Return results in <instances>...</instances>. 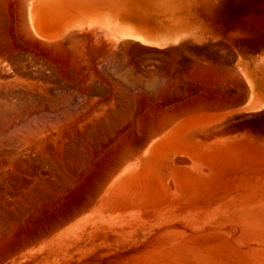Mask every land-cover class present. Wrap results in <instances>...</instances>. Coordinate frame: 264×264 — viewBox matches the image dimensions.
Returning a JSON list of instances; mask_svg holds the SVG:
<instances>
[{
  "label": "bare ground",
  "instance_id": "obj_1",
  "mask_svg": "<svg viewBox=\"0 0 264 264\" xmlns=\"http://www.w3.org/2000/svg\"><path fill=\"white\" fill-rule=\"evenodd\" d=\"M6 1L9 6L13 3V0ZM18 1L16 3L21 4V8L16 12H19L20 14L17 13V15L20 16L12 13L13 9H17L15 2L14 8H10V11L13 10L11 18H16L15 24L11 25L15 28L14 34L11 32L14 40L32 41L34 45L38 43L35 51L37 50V53L45 58L44 60L55 58L54 73L56 72L58 80H62L64 71L66 76V71L69 70L66 69L74 65L79 70L81 68L84 70L83 75L80 73L81 76H79L82 78L81 82L79 81L81 85L77 81L80 85L76 87L77 89L90 95L88 92L92 86L96 85V82L99 85L98 89L102 86L106 93L102 94L104 96L101 98H95L94 94L92 95L95 97L92 95L91 98L86 97L87 100L81 107L65 114L63 112L65 105L61 103V99L58 102L59 100L55 98L56 101H50L51 104L48 101L49 96L51 97L48 92V88L51 87L49 84L52 85L48 80L53 74L48 75L50 78L46 80L38 78L34 82H29L22 76L20 81L3 83L2 76L5 73L2 72L9 69L7 66L6 69L3 67L5 70H1L2 64L0 89L4 93H0V264H146L141 261L129 263L130 259L137 256L136 253L128 254L132 256L127 257L129 262L124 257L126 262L121 259L122 257H119V263L117 260L110 261L112 259L110 257L119 248L135 244L133 237L136 234L132 237L129 234L137 232V227L141 226L144 219L141 217H145L144 212L149 214L152 211L157 214L163 204L177 205L179 201L189 196V190L196 186L197 182L209 175L216 157L224 159L225 156L221 157V153L220 156L218 155L219 151L225 143L232 146L235 133L238 129L240 131V128L237 129L235 126L228 128L225 125L234 118L240 106L246 102L248 92L244 87H241L240 92L237 91L239 94L227 93L228 91L225 92L227 94L223 91L219 92L220 88L224 90L225 87L234 85L238 72L232 71L230 62L217 59L215 61V58L209 60L207 67L204 66L205 64L200 65L199 63L203 60L200 59V61L196 57L197 54L191 53V43H194L192 40L202 41L201 36L191 37L179 31L175 34L154 36L140 33L137 27L136 29L132 25L128 26L123 21L122 11H115L105 3L90 4L88 0H30V2L26 0L25 3H22L23 0ZM216 2L217 0H210L206 5V11L211 12ZM219 2V5L217 4L219 10L215 12L217 16L222 13V0ZM23 15L27 16L26 19ZM19 18L23 19V23ZM27 19L32 21L30 26L20 25ZM247 25L246 23L248 27L246 29H250ZM254 27L255 25L251 28L257 35L261 33L257 28L259 26L256 27L258 32ZM18 29H20L19 36L16 35ZM74 29H77L78 33L71 35V30ZM66 40H69L67 41L69 43L71 41L70 45L73 43V46L71 45L73 50L71 46L69 47L72 53L63 48L67 46V43L63 45ZM146 41L160 45L162 51L160 54L153 52L142 60L136 57L138 63L134 62L136 63L134 67L133 50L136 54L138 48ZM24 47L21 45V48L24 49ZM180 48L183 49L178 50ZM4 50L2 52H5ZM6 52L2 55H6ZM19 52L22 54L21 51ZM187 53L191 56L185 55L187 59L182 61L184 65L180 67L181 70H178L181 56ZM233 53L232 59L235 56ZM261 53L258 56H261ZM36 55L33 54L34 57ZM228 58L230 59L231 56ZM8 62L11 63L10 60ZM37 62L40 63V61ZM112 63L115 65L118 63L119 75L124 70L123 66L126 68L123 72L125 76L121 75L122 78L124 76L123 82L132 85L135 95L130 96H135L134 98H138L141 103L136 113L129 114L130 111L124 110L122 103L118 104L117 99L119 98L120 101L126 99L128 95L126 91L129 89L124 92V88L112 79L110 82L95 73L100 68L99 65L106 69ZM77 71L75 73L79 72ZM116 75L119 79L120 76ZM158 75H163L164 78L162 85L156 86L155 97L163 95L166 98L168 94H171L170 90L174 86L192 81L195 86L188 93L192 96L197 94V102L189 103L185 102V97H175V99L183 98V103H178L175 102L173 95V101L171 100L170 104L167 102L150 104L145 93L147 89L155 87L153 85ZM67 78L69 76H66ZM55 79L57 82V78ZM70 79L71 82L72 78ZM73 81L71 84L77 85L76 80L74 81L76 84ZM119 81L122 82L120 79ZM156 83L158 84V81ZM237 86H241V83ZM2 89H7L8 93ZM4 94H8L9 98L4 97ZM218 95H220L219 98ZM249 104L248 99L245 105L249 106ZM246 129L245 127L244 130ZM91 133H95V142L89 137ZM83 136L90 138V142L95 147L92 151L88 150L89 155L86 154L88 151L81 149L83 153L81 154L83 158L81 170L78 168L80 171L77 176H74L72 181L67 180L68 184L64 182V188L56 191L59 185L56 187L53 185L55 186L59 181L51 182L46 179L47 175L42 174L40 169H43L47 161L52 163L49 164L50 166L57 160L62 162L63 148L70 141L72 143L75 138L80 140ZM98 136L100 138L97 139ZM226 149L228 150V147ZM223 150L222 153L230 152V150L228 152ZM231 158L237 159L233 156ZM41 161H44L42 165ZM52 189L56 195L54 191L53 194L51 193ZM18 190L24 193L26 190L28 193L31 192V198L34 199L30 198L32 207L26 208L27 203L19 207L18 203L24 200H21L23 193L20 194ZM207 191L209 194V189ZM50 193L53 198L48 196L51 199L48 201L45 197ZM15 206H17L15 213L17 208L19 210L17 212H20L21 208H26L19 213L21 215L16 213V219L13 217L15 213L11 212L13 215L11 217L8 214L12 210L10 208ZM7 209H9L8 212ZM18 215L21 217L19 218ZM11 220L18 221L13 223L14 221L11 222ZM8 221L13 224L8 225ZM1 226L4 229H1ZM150 249L148 251L153 250ZM139 250L138 252L141 251ZM142 251L147 252L145 249Z\"/></svg>",
  "mask_w": 264,
  "mask_h": 264
},
{
  "label": "rangeland",
  "instance_id": "obj_2",
  "mask_svg": "<svg viewBox=\"0 0 264 264\" xmlns=\"http://www.w3.org/2000/svg\"><path fill=\"white\" fill-rule=\"evenodd\" d=\"M5 1L6 0H0V45H2V47L0 46V54L2 55L8 49L9 52L7 51L6 55H0V68L3 64L1 70H5L8 66L7 68L9 69V71H13L9 72L6 69V71L8 72H2L5 73L2 76L3 83H12L20 81V78L22 79V76H24L23 79L29 82H34V80H38V78L46 80L50 78L48 77V75L51 76L53 74L54 78L52 75V78L48 80L49 83H52V85L49 84V86L51 87L48 88V92L51 95V97L49 96L48 101L51 104V102L56 101V99L57 101L59 100L58 102L62 100L61 103L65 105L63 106V112L65 114L67 112L73 111L77 107H81L86 102V97L91 98L92 94L96 96L95 97L94 95H92L95 98H101L105 95L106 90H103L104 88H102V86L100 87V89H98L99 85L96 82L95 84L97 86L94 85L95 88L94 86H92L90 92H88L90 93V95L84 94L85 92L83 93V91L78 88L80 90L79 91L76 87H78L79 84L81 85L80 79L82 78L79 76H81L84 70H81L82 68L79 70L74 65H71L69 68L66 69H69L68 71H66V76H69V78H67L68 80L66 79L65 71L62 74V80H58V76L55 75L56 72L54 73L56 61L55 58L54 60L52 58L44 60L45 58H42L40 56V53H37V50L35 51V49L38 48H36L38 43L34 45V42L32 41L28 42L27 40H14L12 33L14 34L15 28L11 25H14L15 21L14 18H11L12 13L10 11V8H8L7 1ZM209 1L210 0H88L90 4L105 3L106 5H110L111 9L115 11H122L124 18L123 21L128 26L132 25L135 28L137 27L138 32L140 33H145L154 36L158 34L164 35L166 33L175 34L179 31L181 33H184L185 35H191V37H203L202 41L192 40L194 41V43H191V53L193 55L197 54L196 57H198L199 60H203H200L202 63L199 64H205L204 66L207 67L209 60L211 58H215V61L222 60V62H230L229 65H231L232 71H236L239 73H236V76H239L236 77V84L234 83V85L229 86L228 88L225 87L224 90L220 88L221 90L219 89V92L221 93V91H223V93H225L228 91L227 93L232 92L231 94H236L240 92L241 87H244L248 92L245 101L247 102L249 99L250 102L249 106L245 105L246 102L242 104L240 106V110H238L236 113L237 115L235 114L234 118L225 125L228 128H230L231 126H235L237 127V129L240 128V131L238 129V132L235 133L233 141L234 144L232 146L229 143H225L223 145V148L219 151L218 155L220 156L221 153V157L225 156L224 159L216 157L213 160L215 164L212 170L210 171L209 175L202 181L197 182L196 186L189 190V196L179 201L177 205H171L169 203L165 205L163 204L161 210L157 214L152 211L149 214H146L147 212H144L145 217H141L144 219H142L141 226L137 227V232L129 234V236L131 237L134 236L133 234H136L133 237V239H135V244H133L132 246L128 244V246L126 245V247L124 248H119L117 252L112 254L113 257H110L112 258L110 259V261L114 260V262H116L117 260L118 262V259H120L119 257H122L121 259H123V257L127 259V257L129 258V256H131L128 254L136 253V255L139 257L135 256V258L133 257L132 259H130L132 262H129V260L127 259L129 263H138V261H141L143 263L145 262L146 264H170L171 262V264H264V135H262L264 134V0H222V13H220L222 16H217L215 14V12L219 10L217 9L220 3L219 0H217L216 5L211 12L206 11V5ZM7 13L10 17L8 15L6 16ZM7 17L11 18L12 20ZM19 22L17 23L19 24ZM246 23L250 26L249 28L251 30L246 29L248 28L246 27ZM237 24H239V26ZM253 24L255 25L254 28L256 32H258V29L259 32H261L258 33L259 36L252 29L254 26ZM20 25H23L24 27L26 26L25 23ZM256 25L259 27H257ZM12 28H14V30H12ZM18 31H20V29L17 30V36L20 35ZM251 31L254 33H252ZM75 32H77V29L71 30V35ZM9 34H11L12 37L8 36ZM31 36H33V33H31ZM8 37H10L11 39ZM254 40L257 42H255ZM67 41L69 40H66V42L64 41L65 43L63 42V45L67 43V46L65 45L66 47L64 46L63 48H66V50L68 49L69 51L70 48L73 46V43L71 44V46V41L70 43ZM261 41L262 43H260ZM195 43L197 45H195ZM198 43L200 46L198 45ZM207 43H209L208 45L210 46L206 45ZM21 45H23V47L25 46L24 49L21 48ZM206 47L207 49L211 47L209 49L211 51L207 50ZM256 48H258V50ZM3 49H5V52H2ZM71 49L73 50V47ZM161 49L162 47L160 45L152 43L150 41L142 43L140 48H138L136 54L135 50H133V61L131 55V61L134 67H136V63L134 62H137L138 57L140 58V60H142V58H146L153 52H159L158 54H160L162 51ZM182 49L183 48H180L178 50ZM205 49L207 52L205 51ZM64 50L65 49H63V51ZM19 51H21L23 55ZM32 51H35L36 53H33ZM231 52L235 53H233L235 55L233 59ZM261 52H263V54ZM209 53L211 55H208ZM229 53H231V55ZM260 53L261 56H258V54ZM33 54H37L36 57H34ZM215 54H217V56H215ZM14 55L17 57H15ZM185 55L191 56L188 53L181 56V62L177 68L178 70H181L184 65V63L182 64V61L189 57H186ZM229 55L231 56L230 59L228 58L230 57ZM9 56L11 57L10 59ZM202 57L205 58L203 59ZM35 59L37 60L35 61ZM9 60L11 61V63L8 62ZM12 60L14 64L12 63ZM37 61H40V63ZM5 63H7V65ZM11 64L13 66H10ZM45 64L47 66H45ZM112 64L109 65V69H104L101 65H99L100 68H98L97 66L96 70L97 68L98 70L95 71L96 75L100 76L101 78L105 77L110 82H115L116 84L124 88V92L129 89L128 91H126L129 96L135 95V89L131 88L132 85L127 82V84L123 82L125 76L123 72H125L124 70L126 69L125 66H123L124 70L121 73V75H124L122 78L121 75H119L120 70L118 63H116V65L114 63ZM233 65H236L237 67ZM116 66L117 68L115 69ZM75 70H78L79 72L77 71L78 73H75ZM33 72H35V74ZM71 74L73 75L71 76ZM76 74H78V76ZM116 74L120 76L119 79L122 80V82L119 81ZM113 76L115 77L113 78ZM159 76L160 75H158L157 79H155L153 85L155 87L152 88L153 90L151 88L150 90L147 89L145 93V96L149 100L150 104L155 105L154 103L160 104L162 102H167L170 104L171 100L173 101V95L174 99L175 97H185V102H197V94H193L192 96L188 93V91L192 90V88L195 86L192 81H189L187 83H180L174 86L170 90L172 96L171 94H168L166 98H164L165 96L163 95L155 97V92L157 91L156 86H161L162 79L164 78L163 75H161L160 77ZM55 78H57V82L55 81ZM70 78H72V81H80L79 84L78 82L77 85L71 84L72 81L70 82ZM9 79L12 81H10ZM51 80H53L54 82ZM156 81H158V84L156 83ZM76 82L74 83L76 84ZM240 83L241 86H237V84L240 85ZM127 85L129 88L127 87ZM54 87L55 90L53 89ZM2 90H6L8 93L7 89ZM2 92L4 93V91H1L0 89L1 94H3ZM6 96L7 98H9L8 94H4V97ZM127 96L126 99H123L121 101L118 98V104L122 103L121 106L124 108V110L128 112L130 111L129 114L136 113L140 109V100L138 98H134L135 96ZM219 96L220 95H218V98ZM128 98L131 99L128 100ZM177 98L175 99V102L183 103V98ZM162 99H165V101H163ZM245 127L247 128L246 130H244ZM85 136L87 137V134H85ZM85 136H83V138ZM86 137L84 139L81 137L80 140H78V138H75L72 143L70 141L68 145L64 147L65 149L63 148L62 153L64 159L62 160V162L57 160L53 162V165L50 166L49 164L52 163L50 161H47L45 163L46 165H43V169H40L42 174L47 175L46 179L51 180V182L53 180L59 181V184L57 183L55 186L53 185V187L59 185L58 187H56L58 188L56 191H58L59 188H64L63 183L66 182V184H68L67 182L70 180L72 181L73 177L77 176L78 172L81 170V167L83 166V158L81 157V154L83 155V153H81V149L85 150V152H87L88 150L92 151L94 149L93 147H95V145L90 142V138H92L93 142H95V133H91V136H89L90 138ZM98 138L100 137L98 136L97 139ZM227 147L228 150L226 149ZM223 149L227 152L230 150V152L222 153L221 151ZM90 151H88L86 154L89 155ZM227 154H229V156ZM232 156L234 159L237 158L238 160H232ZM221 159L224 161L222 162ZM71 161L75 162L70 163ZM32 163L34 162L32 161ZM40 163L42 165L44 161H41ZM227 172L229 174H227ZM217 181L219 182L217 183ZM208 189L209 194L208 191L206 192V190ZM18 191L20 192V190ZM27 191L28 190H26L25 193L23 191L20 192V194L23 193L25 195H21L22 199L19 197L21 200H24V202L21 201L23 202L22 204L21 202L18 203L19 207H21V205H23L24 203V205H26L27 203V205L25 206L26 208L27 206L28 208L29 206H31V201L34 199L31 198V192L29 191L30 193H28ZM53 191L54 189H52L51 193ZM51 193L48 194L45 199L47 198L48 200L50 198H53L51 196ZM54 195H56L55 191ZM48 196H50V198ZM23 197H25V199ZM16 207L17 206L10 208L12 209L10 210V212H8L9 209H7V212L8 214H10V217L13 215V217H15V215L17 216V214L22 213L23 210L25 211L26 209L24 206H22L24 207V209L19 208L20 212H17L19 211L17 210V208L16 214L14 211ZM11 212L12 214H15L12 215ZM20 217L21 216H19V218ZM18 220H11V222L14 221L13 223H15ZM11 222L9 223L8 221V225L13 224ZM1 229H4V227L2 228L1 226ZM144 249L147 250L148 253H144V251H142ZM149 249L153 250L148 251ZM138 250L140 252H138ZM142 252L144 254H142ZM127 260L123 259V261L125 262Z\"/></svg>",
  "mask_w": 264,
  "mask_h": 264
},
{
  "label": "crops",
  "instance_id": "obj_3",
  "mask_svg": "<svg viewBox=\"0 0 264 264\" xmlns=\"http://www.w3.org/2000/svg\"><path fill=\"white\" fill-rule=\"evenodd\" d=\"M16 1H18V0H15V1L13 0V1H12L13 3H10V6L8 5L9 8L12 7V9H13V8H14V2L16 3ZM21 1H22V0H21ZM23 1H24V2H23ZM23 1H22V3H25L26 0H23ZM28 1L30 2V0H28ZM28 1H27L26 3H28ZM9 2H11V0H9ZM18 2H19V1H18ZM7 3H8V2H7ZM20 3H21V2H20ZM12 4H13V5H12ZM17 4H18V3L15 4V5H16L15 8L17 7V9H13L14 11L11 9V12L13 11L12 13H14L15 16L17 15V13H19V12H16V11H18V9L21 8V7H20L21 4H20V5H17ZM23 6H24V4H23ZM15 13H16V14H15ZM19 14H20V13H19ZM19 14H18V15H19ZM18 15H17V16H18ZM12 16H13V15H12ZM19 16H20V15H19ZM23 17H24V15H23ZM26 17H27V16H26ZM26 17H24V18H26ZM14 20H16L15 17H14ZM15 22H16V21H15ZM26 22H27V23H26ZM31 23H32V21H29L28 19L25 20V24H26V25H29V26H30Z\"/></svg>",
  "mask_w": 264,
  "mask_h": 264
}]
</instances>
